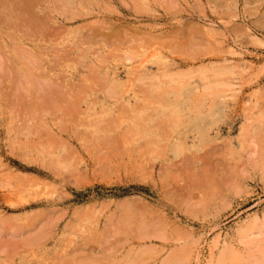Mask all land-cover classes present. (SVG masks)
<instances>
[{
    "label": "rangeland",
    "instance_id": "rangeland-1",
    "mask_svg": "<svg viewBox=\"0 0 264 264\" xmlns=\"http://www.w3.org/2000/svg\"><path fill=\"white\" fill-rule=\"evenodd\" d=\"M0 1V264H264V0Z\"/></svg>",
    "mask_w": 264,
    "mask_h": 264
},
{
    "label": "bare ground",
    "instance_id": "bare-ground-1",
    "mask_svg": "<svg viewBox=\"0 0 264 264\" xmlns=\"http://www.w3.org/2000/svg\"><path fill=\"white\" fill-rule=\"evenodd\" d=\"M21 1V0H20ZM30 1V0H29ZM1 2V1H0ZM36 2V1H35ZM34 2V3H35ZM33 3V2H32ZM14 5V4H13ZM30 5V4H29ZM36 5V4H35ZM171 5H172V3H171ZM7 6V5H6ZM22 5H20V7H21ZM26 6V5H25ZM27 6H28V4H27ZM176 6V5H175ZM31 8H33V7H31ZM21 9H23V8H21ZM26 9H27V7H26ZM28 9H29V7H28ZM228 9V8H227ZM33 10V9H32ZM22 11V10H21ZM27 11H29V10H27ZM30 12H31V10H30ZM11 13V12H10ZM36 14V13H35ZM12 16V15H11ZM36 16H37V14H36ZM18 17V16H17ZM4 18V17H3ZM6 21V20H5ZM11 22V21H10ZM11 24V23H10ZM3 25V24H2ZM163 25V24H162ZM100 27V26H99ZM23 28V27H22ZM26 29V28H25ZM24 29V30H25ZM178 29V28H177ZM126 31V30H125ZM212 31V30H211ZM157 32V31H156ZM136 34V33H135ZM23 35V34H22ZM27 35V34H26ZM93 36V35H92ZM112 37V36H111ZM131 38H132V36H131ZM76 39V38H75ZM192 39V38H191ZM148 40V39H147ZM173 40V39H172ZM77 42V41H76ZM79 42V41H78ZM112 42V41H111ZM18 43V42H17ZM50 45V44H49ZM77 46V45H76ZM75 46V47H76ZM175 46V45H174ZM1 48V47H0ZM49 48V47H48ZM102 48V47H101ZM144 48H146V47H144ZM55 49V48H54ZM72 49V48H71ZM16 50V49H15ZM69 50V49H68ZM49 52V51H48ZM80 52V51H79ZM108 52V51H107ZM146 52V51H145ZM159 52V51H158ZM47 53V52H46ZM153 54V53H152ZM159 54V53H158ZM58 55V54H57ZM74 56V55H73ZM119 56V55H118ZM144 56H146V55H144ZM149 56V55H148ZM19 58V57H18ZM38 58V57H37ZM60 58H61V56H60ZM130 58V57H129ZM145 58V57H144ZM25 59V58H24ZM28 59V58H27ZM67 59V58H66ZM100 59V58H99ZM133 59V58H132ZM33 60V59H32ZM49 60V59H48ZM31 61V60H30ZM30 61H28V62H30ZM103 61V60H102ZM139 61V60H138ZM147 61V60H146ZM35 62L36 61H34L33 63L35 64ZM37 62H38V59H37ZM149 62V61H148ZM140 64V63H139ZM141 65V64H140ZM146 65V64H145ZM32 67V66H31ZM33 67H36V66H33ZM51 67V66H50ZM217 67V66H216ZM101 68V67H100ZM213 68V67H212ZM163 69V68H162ZM241 69V68H240ZM35 70V69H34ZM157 70V69H156ZM234 70V69H233ZM159 71H161L160 69H159ZM197 71V70H196ZM41 72V71H40ZM136 72V71H135ZM191 72V71H190ZM48 73V72H47ZM107 73V72H106ZM129 73H131V71L129 72ZM163 73H164V71H163ZM221 73V72H220ZM234 73V72H233ZM34 74V73H33ZM108 74V73H107ZM223 74V73H222ZM87 75V74H86ZM117 75V74H116ZM167 75V74H166ZM168 75H169V73H168ZM216 75H218V73L216 74ZM101 76V75H100ZM182 76V75H181ZM190 76V75H189ZM220 76V75H219ZM144 77V76H143ZM146 77V76H145ZM179 77V76H178ZM44 78V77H43ZM106 78V77H105ZM134 78V77H133ZM166 78V77H165ZM164 78V79H165ZM202 78V77H201ZM223 78V77H222ZM25 79H27V78H25ZM187 79V78H186ZM185 79V80H186ZM206 79V78H205ZM150 80H152V78L150 79ZM159 80V79H158ZM161 80V79H160ZM223 80V79H222ZM142 81V80H141ZM180 81V80H179ZM221 81V80H220ZM28 82V81H27ZM72 82V81H71ZM140 82V81H139ZM182 82V81H181ZM216 83H217V81H215ZM222 82H224V81H222ZM35 83V82H34ZM113 83V82H112ZM115 83V82H114ZM126 83V82H125ZM166 84V83H165ZM119 85H120V83H119ZM217 85V84H216ZM134 86V85H133ZM170 86V85H169ZM178 86V85H177ZM36 87H37V85H36ZM54 87V86H53ZM115 87V86H114ZM118 87H120V86H118ZM117 87V88H118ZM130 87V86H129ZM55 88V87H54ZM128 88V87H127ZM156 88V87H155ZM216 88V87H215ZM119 89V88H118ZM131 89V88H130ZM157 89V88H156ZM160 89V88H159ZM26 90V89H25ZM55 90V89H54ZM117 90V89H116ZM121 90V89H120ZM182 90L183 89H181V92H182ZM122 91V90H121ZM148 91V90H147ZM157 91H158V89H157ZM215 91V90H214ZM17 92V91H16ZM42 92V91H41ZM163 92V91H162ZM137 93V92H136ZM115 94V93H114ZM195 94V93H194ZM46 95V94H45ZM44 95V96H45ZM134 95V94H133ZM147 95V94H146ZM179 95V94H178ZM193 95V94H192ZM207 95V94H206ZM25 96V95H24ZM116 96V95H115ZM149 96V95H148ZM43 97V96H42ZM150 97V96H149ZM141 98V97H140ZM145 98V97H144ZM143 98V99H144ZM160 98V97H159ZM166 98V97H165ZM111 99V98H110ZM161 99V98H160ZM163 99V98H162ZM178 101V100H177ZM144 102V101H143ZM202 102V101H201ZM134 103H136L135 101H134ZM160 103V102H159ZM132 104V103H131ZM137 104V103H136ZM144 104V103H143ZM128 106V105H127ZM126 106V107H127ZM205 106H206V104H205ZM131 108H132V106H130ZM135 107V106H134ZM177 107V106H176ZM118 108V107H117ZM135 108H137V107H135ZM140 108H142V106L140 107ZM191 108V107H190ZM138 109H139V107H138ZM137 109V110H138ZM195 110V109H194ZM201 110V109H200ZM208 110V109H207ZM134 111V110H133ZM132 111V112H133ZM217 111V110H216ZM120 112H121V110H120ZM123 113V112H122ZM122 113H120V114H122ZM142 113H146V112H143L142 111ZM174 113V112H173ZM98 114V113H97ZM117 114V113H116ZM124 114H125V112H124ZM127 114V113H126ZM135 114V113H134ZM195 114V113H194ZM199 114V113H198ZM140 115H142V114H140ZM159 115V114H158ZM161 115V114H160ZM173 115V114H172ZM175 115H176V113H175ZM101 116V115H100ZM113 116V115H112ZM118 116H120V115H118ZM127 116V115H126ZM137 115H134V119H135V117H136ZM144 116V115H143ZM147 116H149V112H148V115ZM202 116V115H201ZM200 116V117H201ZM225 116V115H224ZM99 117V116H98ZM123 117H125L124 115H123ZM173 117V116H172ZM92 118H94V117H92ZM133 118V117H132ZM137 118V117H136ZM163 118V117H162ZM262 118V117H261ZM114 119V118H113ZM112 119V120H113ZM146 119V118H145ZM225 119V118H224ZM90 120V119H89ZM184 120V119H183ZM94 121V120H93ZM105 121V120H104ZM197 121V120H196ZM106 122V121H105ZM114 122V121H113ZM132 122H133V120H132ZM135 122V121H134ZM99 123V122H98ZM136 123V122H135ZM138 123H140V121L138 122ZM259 123V122H258ZM113 124V123H112ZM205 124V123H204ZM114 125V124H113ZM112 125V126H113ZM194 125V124H193ZM107 126V125H106ZM133 126V125H132ZM162 126V125H161ZM170 126V125H169ZM197 126V125H196ZM141 127H143V126H141ZM145 127V126H144ZM171 127V126H170ZM97 128V127H96ZM108 128V127H107ZM138 128V130H139V127H137ZM241 128V127H240ZM99 129H101V128H99ZM173 129V128H172ZM204 129V128H203ZM207 129V128H206ZM257 129H259V128H257ZM103 130V129H102ZM145 130V129H144ZM143 131V130H142ZM151 131V130H150ZM154 131V130H153ZM83 132V131H82ZM92 132V131H91ZM109 132V131H108ZM138 132V131H137ZM208 132V131H207ZM79 133V132H78ZM104 133V132H103ZM102 133V134H103ZM136 133V132H135ZM137 134V133H136ZM144 134V133H143ZM27 136V135H26ZM142 136V135H141ZM141 136H140V138H141ZM101 140V139H100ZM126 141H127V138L125 139ZM145 140V139H144ZM232 140V139H231ZM22 141V140H21ZM129 141V140H128ZM130 142H131V140H130ZM207 142V141H206ZM131 144V143H130ZM152 144V143H151ZM160 147V146H159ZM146 152V151H145ZM163 154V153H162ZM7 185V184H6ZM51 196V195H50ZM256 217V216H255ZM255 219V218H254ZM256 220V219H255ZM50 222V221H49ZM132 222V221H131ZM127 223H128V221H127ZM126 223V224H127ZM130 223V222H129ZM252 223V222H251ZM123 224V223H122ZM131 224V223H130ZM252 226H254L253 225V223L251 224ZM134 226H136V225H134ZM247 226H249V225H247ZM124 227H126V226H124ZM256 227V226H255ZM94 228V227H93ZM134 228V227H133ZM139 228V227H138ZM142 228V227H141ZM257 228V227H256ZM259 228V227H258ZM250 229H251V227H250ZM255 229V228H254ZM127 232V231H126ZM262 232V231H261ZM244 234V233H243ZM260 234V233H259ZM264 235V234H263ZM264 237V236H263ZM262 238V237H261ZM263 239V238H262ZM228 241V240H227ZM263 241V240H262ZM262 241H260V242H262ZM247 242V241H246ZM263 243V242H262ZM255 246V245H254ZM258 248V247H257ZM224 249V248H223ZM232 250V249H231ZM259 250V249H258ZM260 251V250H259ZM261 252V251H260ZM262 254V253H261ZM233 255V254H232ZM183 258V257H182ZM226 261H227V258L225 257V256H221V258L219 259V264H225L226 263ZM184 262V261H183ZM231 262V260L228 262V263H230Z\"/></svg>",
    "mask_w": 264,
    "mask_h": 264
}]
</instances>
